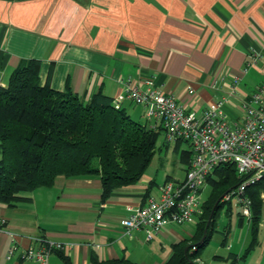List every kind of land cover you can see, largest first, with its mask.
I'll return each mask as SVG.
<instances>
[{"label": "crops", "instance_id": "1", "mask_svg": "<svg viewBox=\"0 0 264 264\" xmlns=\"http://www.w3.org/2000/svg\"><path fill=\"white\" fill-rule=\"evenodd\" d=\"M32 60L39 63L42 86L69 87L84 102L100 93L113 101L123 96L120 108L155 130L164 129L125 97L122 81L145 87L153 80L158 91L197 115L225 101L223 112L235 121L243 101L264 85V0H0V86ZM171 145L180 167L172 177L147 169L105 202L100 176L92 175L60 176L50 188L21 194L14 206L0 204L7 220L0 264H33L23 255L39 238L69 246L50 264H94L93 258L165 264L175 244H192L196 224L168 225L148 240L145 231L126 235L121 220L150 198L159 199L167 181L185 180L193 149ZM229 236L227 230L212 259L198 263L264 264L259 237L246 254L250 227L237 243V233L230 245Z\"/></svg>", "mask_w": 264, "mask_h": 264}, {"label": "trees", "instance_id": "2", "mask_svg": "<svg viewBox=\"0 0 264 264\" xmlns=\"http://www.w3.org/2000/svg\"><path fill=\"white\" fill-rule=\"evenodd\" d=\"M160 131L134 121L101 93L84 102L69 87L59 91L42 86L39 63L32 60L15 70L6 86H0V204L14 206L21 194L50 188L60 176L92 175L100 176L105 202L118 188L140 181L156 154ZM243 181L235 165H221L213 171L192 244H175L165 264H199L216 232L220 210L232 205L224 198ZM246 194L253 202L247 254L259 244L264 177L248 186ZM93 263L134 264L97 258Z\"/></svg>", "mask_w": 264, "mask_h": 264}, {"label": "built area", "instance_id": "3", "mask_svg": "<svg viewBox=\"0 0 264 264\" xmlns=\"http://www.w3.org/2000/svg\"><path fill=\"white\" fill-rule=\"evenodd\" d=\"M122 83L125 97L144 107L148 119L161 124L168 141L186 142L193 149L185 180L167 181L160 188L159 199L150 198L146 205L122 219L125 234L131 236L135 231H145L147 239L151 240L153 233L165 226L196 224L202 213L207 180L217 167L226 164L235 165L239 178L244 181L224 199L236 200L242 206V216L250 222L253 202L246 190L264 177V85L243 101L242 117L232 121L223 112L225 101L215 102L197 115L174 96L158 91L153 80H147L145 87L137 86L131 79ZM238 84L239 79H236L234 86ZM123 99L119 96L114 105L120 108ZM262 199L264 201V195ZM6 226L7 220L0 217V234ZM68 248L67 244L39 238L35 246L24 252L23 258L33 264H50L53 254L63 253Z\"/></svg>", "mask_w": 264, "mask_h": 264}, {"label": "rangeland", "instance_id": "4", "mask_svg": "<svg viewBox=\"0 0 264 264\" xmlns=\"http://www.w3.org/2000/svg\"><path fill=\"white\" fill-rule=\"evenodd\" d=\"M171 142L174 143V141H168L166 132L164 130H161L156 144V154L151 162V165L148 167L149 172L150 171L152 173L157 172L159 178H163L167 176L172 177L173 174L171 173L175 170L178 171V169H180L177 160V155L175 154V147L174 145H171ZM181 146L182 148L184 147L190 148V144L186 142H181ZM208 194H209V188L206 187L202 199L205 200ZM229 207H230L229 205H226L225 208L221 209L218 214L216 232L214 233L209 246L204 250L201 256V258L205 261H207V259H212V257L215 255V250L221 246L225 232L227 230L230 231V236L228 238V245L232 243V238L235 233H237V237H236V243H237L240 237L242 239L249 232V227H250L249 219L244 218L243 222L242 223L240 222V214L242 213L243 210L242 206L238 205L236 200H233L230 211H228ZM262 225L263 227L260 230L259 239L263 242L264 218L262 219ZM166 247H167L166 252L171 250V246L167 245Z\"/></svg>", "mask_w": 264, "mask_h": 264}, {"label": "water", "instance_id": "5", "mask_svg": "<svg viewBox=\"0 0 264 264\" xmlns=\"http://www.w3.org/2000/svg\"><path fill=\"white\" fill-rule=\"evenodd\" d=\"M205 237V236H204ZM204 239V238H203Z\"/></svg>", "mask_w": 264, "mask_h": 264}]
</instances>
